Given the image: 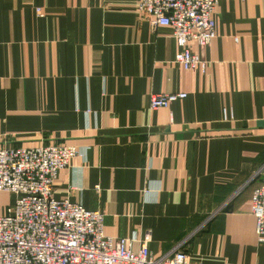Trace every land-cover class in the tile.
I'll return each instance as SVG.
<instances>
[{
	"label": "crops",
	"instance_id": "obj_1",
	"mask_svg": "<svg viewBox=\"0 0 264 264\" xmlns=\"http://www.w3.org/2000/svg\"><path fill=\"white\" fill-rule=\"evenodd\" d=\"M215 22L208 46L189 42L206 69L186 70L173 29L136 0H0V147L88 146L53 196L103 211L107 235L146 238L156 257L264 264L251 211L264 180V0H221ZM155 92L187 97L152 110ZM15 200L0 191V215Z\"/></svg>",
	"mask_w": 264,
	"mask_h": 264
},
{
	"label": "built area",
	"instance_id": "obj_2",
	"mask_svg": "<svg viewBox=\"0 0 264 264\" xmlns=\"http://www.w3.org/2000/svg\"><path fill=\"white\" fill-rule=\"evenodd\" d=\"M136 1L153 27L173 29L180 47L174 60L186 70L204 71L207 60L189 42L205 47L213 41L221 0ZM186 97V92H155L149 106L152 110L169 108ZM223 114L224 120L234 118L227 108ZM88 149L60 142L0 147V191L16 195L8 212L0 215V264H203L193 262L183 249L156 257L146 238L107 235L103 211L56 199L53 190L59 171L73 158H85ZM251 211L257 239L264 243V180L253 191ZM134 242L140 244L138 249L133 248Z\"/></svg>",
	"mask_w": 264,
	"mask_h": 264
}]
</instances>
